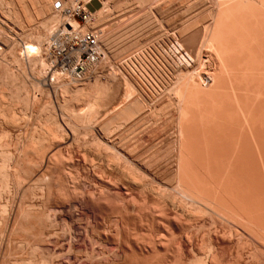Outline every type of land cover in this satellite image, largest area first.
I'll list each match as a JSON object with an SVG mask.
<instances>
[{
  "label": "bare ground",
  "instance_id": "1",
  "mask_svg": "<svg viewBox=\"0 0 264 264\" xmlns=\"http://www.w3.org/2000/svg\"><path fill=\"white\" fill-rule=\"evenodd\" d=\"M17 1L18 2L20 1L21 5L18 4L16 2V0H15V3H12L13 1L11 2V0H10V2L5 1V0L3 2H5V4H6V2L8 3V4H6V6L10 5L11 3L12 4H18V6L15 5V6H17L16 8L14 5H13L14 7L11 5H10L11 7L10 6H8V7L10 9L11 8L13 9V11H14L12 13L13 16L16 14L17 18L19 17L18 19H21L22 17L20 18V15H22V13L20 11L21 14L19 15L18 9L19 8H20V10L22 9V7H21L23 5L22 2H24L25 0L24 1L23 0H17ZM55 1L56 0H27L26 1V3L31 6V10H30V9H28L29 6L27 7V5H24V7L25 8L27 7V9H28L27 12L30 10V13H28V14L31 15V13H32L31 11L34 9L35 11H33V13H35V15L37 14L38 19H39V17L41 19V20H39L40 21L39 23L41 24L42 29H40V32L36 31L37 33L34 34L33 41H28V39H30L31 37L28 38L26 41L23 40L24 42L21 41V43L18 40V42H19V45H18V42L14 40L15 38L13 37V39H12V37H11L12 35L10 36L11 38H9L8 36H5L7 34L6 33L7 31H5V35H4L5 37H4V36H2L4 33L1 34L2 32H4V30L3 29L0 30V34H1L0 36L2 38L4 37L3 39L0 38V39L4 40V41H2L3 44H5V42L7 43V41H8L7 45H9V41H10L11 46L13 45L14 48H16L18 51L17 54L15 52V55H12V52L14 53V50L16 51V49L11 48V50H9V53H10V51H12L11 55L13 57H11L10 54L6 53V51L4 49V52L7 54V56L9 54V56H10L9 58L12 59L15 56L16 59L15 58L14 59L18 63L20 62V64L23 62H25L24 64H26V62H27L30 69L33 66L35 68L37 66L40 68H42V67L44 68V66H46V63H47V61H46L47 53L46 52H47V49H48V46L50 43V38L53 37V35H54L55 26L60 22V20L63 17V14L60 11H55L53 9V5H54ZM90 1L91 0H67V4H70L71 6L75 5V4H82L83 5L85 3H90ZM97 1L100 4V8L95 10L91 14V17H92L91 21H93V20L94 21L93 22L90 21L89 23H85V24H80V27L84 28V30H89V29L95 30L101 34L100 40H101V49H102V53H103L104 62L106 60H109L108 58L106 59V57L108 55V51L112 50V51H109V53L110 52L113 53L112 46L110 47L111 48L110 49L109 45H110V43L111 44L115 43V42L112 43V41H111L112 38L114 37V36L112 37L113 34H111V33H113L114 31L117 30L118 32H120L123 29L122 30L123 32L121 31L122 32L121 34H119L116 31L114 35L117 36L119 34L117 36V37H119V41L124 42V41H122L123 39L120 40V38H124L125 36L127 37V36H129L128 34L132 35V32L133 33L135 32V34L136 33L138 34V32L142 28H144V32H148L146 30L153 29V27H152L153 25L151 26V29H150L151 18L158 17L161 20L172 19L171 24H170L171 29L166 27V31L164 33L165 39H164V41L162 40V42H161L162 43V46L160 45L161 48L158 47L159 45L157 46V48H160L159 52L157 53V51H158L157 48H155L156 51H154V52H156V55H158L160 60L157 59L158 57L157 58L155 57L158 60L157 61L158 63L155 61V63H153L154 66L151 65V68L154 67V69H153L154 72H157V73L159 72V73H161V75L162 74L165 75L166 78L168 77L167 79H169V77H172L171 80H173L172 82H170L169 84H166V86H164L163 84H164L165 80H167L164 77L165 79H164L163 84L161 82L160 83H161V85L164 86V88H163L164 90L172 92V93H169V95H171V94L173 95V100L170 97L169 98L173 101L172 103L175 104V107H174L175 110H174V108H172L173 106L169 105L171 103V100H169L170 102L169 101L167 102V104L169 103L168 107L169 106L171 107V113H173L172 110H174V112L176 113L175 120H173L174 118L172 119L174 123L176 122V133L174 134L176 136V139L174 138L175 140L172 142V144L169 143L171 145V147H170L171 151L168 150V152L170 151L169 154L172 152V155H174L173 157L176 159V165H177L176 171L173 170V171H175V174L174 173H172V174H173V180H174V176H175V178H176L175 182L177 180V185H179V186H177V188H175L173 190L174 193L170 194V193H168L169 192L168 189H166V190H168V191H166L165 189L160 188L158 185H156V186H158V188L156 187V189H155V187L149 183V181H148V178H149L148 172L150 169L149 166H150V164L153 163V162H151V159H154V158L157 159V157H159V155H160V153L158 152L159 148L155 144L157 141L156 142L154 141V144L157 146L158 149L154 145L156 150L153 149L154 148L153 147L152 152H155V151H157V152H155L153 154L154 157H152V155H151L152 153L150 151V148H151L150 143H149L150 146H147L148 144L143 145L146 142L141 143L142 139L140 140L141 137L139 138L138 134L136 136L139 138L138 141L140 140L141 142H138L136 140L137 137L135 135H133L136 137L135 139H133V136L131 137L132 140H136L135 142L130 139L133 144L128 143L126 145L125 142L122 143L123 142L122 141V142H117L118 144L121 143V145H119V146H117L114 142H112V144H109L108 142L110 140L108 141V139H107V141H108L107 143H103L104 145H101L100 144L101 141H99L97 137H93L94 139L91 138L92 141L95 142V144L93 143V144L89 145L91 147L93 145V147L90 148L88 146V148H90L92 150L97 149L99 151L93 150V152L91 151L92 154H91V152L89 154L94 155L97 153V156H99L98 153L100 151H102L101 149H104L107 152V155L104 156L105 154L102 155V153H101L100 155L102 156V158L100 156H99V158H101L102 160L95 159V157L93 159H91L90 157L87 158L86 156H88V155H86V156L81 155L82 153L78 156L77 155H67V156L62 155V151L64 149H67L68 146H70L69 148L73 147V146L71 147L72 144H70V143H72L73 140L78 143V139L76 138V140H75V137H78V135L76 136V134H81L79 132H80V129L82 131L83 127L84 128L87 127L86 129L89 128V129L95 130L96 127H99V125L103 121V123L100 125V127L97 128L96 133L99 132V134L102 135L103 137L109 138V136L111 135V132L112 133L114 132L113 129L114 130L118 129L119 131H121L120 130L121 126L124 125L126 127V124L128 125L129 122L131 123L139 115L141 117L143 114H145V109H146L147 103L149 105L153 104V103H149L151 101V99H150L151 90H150V92H148L147 89L145 88L147 83H148L147 82L148 81L147 80L148 79L147 78L148 72L153 73V72H151V68H150V66H148V61H147V56H148V53L151 52L150 51L151 49L149 50L148 53L145 51L146 49H144V50L140 49L138 51L137 44H142L143 42L142 43H140V42L134 43V42H137V40H138L137 36L138 35L136 34V36L133 37V35H134L133 34L131 39H130L131 35L129 37L125 38L124 39L125 43H123V44H126V41H127V43L129 41H130V43L133 42L132 43L133 46H137V49L135 50L137 52L134 53V51H132L134 54H132V53L130 54L129 52H131V51H129L128 53L126 52L128 55H126L124 58H123V56L121 59L118 58V61L121 60L118 64V66L116 64L118 61L117 62L115 61V63H114L116 65L115 67H117V68H115L113 66V63H112L111 68H112V66H113V68L110 70V73L108 74V76H106L107 78L105 79V77H104L103 81L100 79L101 77L98 78L96 76V79L94 78L92 80V83H90L89 85H87V84L90 81L85 82V83L76 84V83H71L68 81L65 82L64 80L58 79L57 77L55 78L53 76V80L49 84L51 89L52 88L55 89L54 86L57 83L58 86L56 85L55 87L56 88L58 87V88L55 90L58 91L59 86H61L60 89L62 88L66 92L65 93V94H67V95H65L66 97L69 95L68 97H70L71 99L74 98L75 101H77V102H79L78 101L79 99L76 100L78 97L79 98H81V97L83 98V96L86 97L85 100H81V103H84V101L87 100L86 103H84L85 105L84 104L81 105V106H84V108L81 107L80 109H78V107H80V106L75 107L78 109L77 112H76V110L74 111V112H76L75 114H73V110L75 108L72 110V112H71V110H69V109H71L70 107H74L75 104L72 106L70 105L69 108H67V106L70 103H68L67 105L64 104L68 110L67 114L65 111L66 110L65 107H63V105L62 106L60 105L61 107L64 108V109L63 108L62 109L65 111L64 116H67L66 118L71 117V116L68 117V115H71L70 113H72V115H73L70 118L71 124L65 123L64 121H67L65 118H63L65 120L61 119V123L63 121L67 125L68 129L67 128L66 129L69 131V133L71 135V138L69 137L72 140L70 143H69V141L67 142V139H65V138H63L64 140H66V142H64V143H60V141H59L60 139L58 140V142H56L57 140L56 141L53 140L55 142L53 147L50 148V144H49L48 149H46V150L43 149L45 147L44 144L48 143V142L45 143V141H47V139L51 140L52 138H61L62 136L60 137V135H65V133H66L62 129H60V128H62L63 125H60V127L58 126V124H60V123H58L59 121H57V118H56L57 123L55 120L53 121V123H51L52 122L51 120H50L51 122L48 120L49 117L47 114H49V113H47V114L42 116V118L46 115L48 117L46 119V121L48 120L47 121L48 124H46V125L44 124L45 125V126L43 125L44 128H41L38 126V124L42 125L41 124L42 119L40 118L41 120H38L39 119L38 117L36 119V120H38V124H36V122H37L36 121L35 122L36 126H34V124L32 125V127L38 126L40 128V129L38 128L39 129L38 133H42V135L40 136V134L35 132L38 130L32 129V127H31V130H33V132H35V134L37 133V137L38 136H40V137L36 138V135L34 136V134H33V136L27 135V136H29V138L27 137L26 139H28V140H26V141L29 143H25V140H24L23 143H25V145H22V147H20L21 150L19 149L20 151L17 154H12L13 152H16V151H13V152L11 151L12 153H10V150L7 151V149H9V148H7L5 150V148L3 147V144H2L3 142L0 144V216H1L0 218L2 219V216H4V213L9 210L7 208L9 202L12 203L16 199L15 204H16V208H17V212H16L15 217H14V215H12L13 219H11V215H10L11 212H10V214L5 213V214H8V215H5V217L7 216V218L4 220L3 225L0 227V234L6 235L8 237V240H10V248L7 247L9 249L7 252V255H9L10 253H11V255H14L13 258H11V255H9V256L13 260L16 259V261H14L15 264H245V261L243 259V257L245 256V253L243 252L242 245L239 243L241 237L242 236L244 237L245 233L244 234H242V233L238 234L237 232H240V231H238V229H240V228L239 227L237 228V225L230 223V224H233V226H236L237 232H235V233L238 234V236L240 237L239 242H237V245H236L237 247L235 246L236 247L234 250L235 253L233 252L234 253V255H233V253H231V251H232L231 248H233V245L236 244L235 242L238 240H236L234 242V244H233V242H230V241L224 243L223 237L218 233L221 230L224 231L223 229H221L220 231H218L219 229H216L217 233L219 234V236L221 238L216 237L218 234L216 236L212 235L210 233V232H212L211 229H210V232H207V233L205 231V232H202L201 234H199V232L203 231V230H200V231L197 230L199 232L196 233V231H194V233H193L192 230H194L193 227L195 226V224L192 222L195 219L193 218V220H191L192 219V218H190L191 215L189 217V214L191 213L192 209H190V213L188 211L189 208L187 206H186V208H188V209H185L184 210L185 212H183L181 209L185 208V205H182L183 203H187V202H185V200L189 201L191 203V205L196 204L197 206L200 205L202 202H204V203H202V206L205 209L211 208L213 211H217L218 213H221L223 215L229 214V215H232L233 217L235 216L236 220H237V218L240 221L242 220V224L245 223L244 221H246V223H248V224H246V225L244 224L245 226L248 227V225H251L249 228L252 227L254 232H252L251 230H249V231H251V233H253V235L255 234L254 236L251 234L253 236L252 237L253 241L251 240V236H248V238L246 237L247 235L250 234L249 232H248L249 234L246 233L247 235L245 236L246 239L251 240L250 241L251 243L254 241L256 242L257 240H259V238H261L264 241V204H259L256 206V208L254 207V210H255L254 213L255 214H251V213L247 214L246 212H250V211H245L246 208H247L246 210H252L253 209V207H252V209H251V207H249L251 203L249 204V206L247 205L248 207L244 206L243 203L241 202L242 199L239 196L240 197L239 199H241L240 200L241 205H240L239 202L236 203V202H234L233 199H232L233 201L231 200L232 196L230 198L229 197L227 198L225 195L224 196L227 198L226 200L230 199L231 201H229L227 203L224 202L223 201L224 200V198H223L224 197L223 196L224 191L222 192V190L227 189V188L221 187L223 189L222 190L220 189L221 191L220 190L217 191L219 188L216 189L217 188L216 186H212L213 182L215 183L216 180L213 181L214 179L213 180L211 179L212 178L211 175H207L208 180L205 178L204 175H202V174L206 173L207 166L205 169V173H202V171H196L195 172L194 168H193L194 172H192L191 169L187 170V167H191V168L194 167L193 164L195 165V163H194L195 159L198 157L199 158L200 157H206L208 159H212V158L213 159H221L223 161V159L225 157H227V158H228V156L230 157V154L235 155L236 156L235 159L236 158L239 159L240 157L244 156L245 154H249V158L251 159L252 157H250V154L254 155V151L249 150V149L253 145L255 147L254 148L252 147V149L256 150V155L262 161V164H263L262 168H264V0H210L211 3H213V4H212V7L210 6V8H209L210 9V10H208L209 12L207 11V13H208L207 17L211 21L209 22L207 20V18H205L204 20H201L203 22L199 21L200 25L203 24V29H202V27H200L201 29L199 30L198 26H196L197 31L193 33L195 35H193L194 38L191 39L192 40L191 42L186 40L183 37L184 32L190 31V28L188 30V29H186L187 27L186 28L184 26L180 27L179 14H180L182 7H183L182 2H181L183 0H135V3L132 4V2H131V6L129 5L130 4L129 2H128L129 3L128 4V3H125L126 1L122 0L126 4V5H124L123 3H121V5H123L122 7H124V6L126 7L128 5L130 7L129 6L126 7L127 9H125V7H124L123 8V10L125 9L124 13L122 11L121 12L119 11V13H121L119 18L117 17V15L119 16V14H117L118 11H116L114 14L115 18H116V20H117V18L119 20H121L120 19L121 17L125 18L128 15H130L128 18H131V19L130 20L127 19V20L123 21V23H125V22L126 23H125V25L122 24V29L120 28L121 30H118L117 28L115 30V28H113V26L115 27L116 24L115 23L113 24V22H112L113 20L109 21L111 16L108 18V16L111 13L109 14V12H107L105 14L106 11H111L110 9H108V5H109L111 0H97ZM113 1L116 2L118 0H113ZM122 1H119V2H122ZM210 1L208 2L209 4L208 3H206V4L210 5L211 4ZM3 2L1 0L2 4H3ZM198 2L201 3L202 1L200 0ZM204 2L205 1L203 0L202 3H204ZM26 3H24V4H26ZM5 4H3V5L5 6ZM115 4L116 3L112 4V5H114L113 9L114 8L116 9V7H117V10H120V9L122 10V8L119 6L120 3L117 6H115ZM204 4L203 5L201 4V6H204ZM207 5H206V10L208 9ZM8 7H6V8H8ZM2 8H3V6L0 8V11L1 10L3 11L5 9V7H4V9H2ZM25 8H24V10H26ZM14 9L18 10L17 11L18 13H16V10H14ZM2 11L0 12V14H2ZM188 11H190V10H188ZM4 12H6V11H4ZM9 12L11 14L12 11L9 10ZM185 13H186V11H185ZM194 13H195V11H194ZM104 14L107 17H105ZM190 14H192V12ZM30 15H29V17H30ZM10 16L11 15H9V17ZM13 16H11V18ZM4 17H6V16H4ZM14 18H16V17H13L12 19L14 20ZM17 18L15 19L14 22H16V20L18 21ZM98 18H101V20H98ZM105 18H108L109 20H106ZM104 19H105V22L106 21L110 22V25L112 22V25H113L112 28L114 29V31L109 33V35L107 33L109 32L108 30H109V27H111V26H109L108 25L109 23H107L108 27L106 25L107 28H105L104 25L106 23L105 24L103 23ZM189 19H191V17ZM22 20L23 19L19 20V22L21 21L23 23L24 21H22ZM119 20L116 23H120ZM206 20L209 23H206V22L204 23V21H206ZM12 21H10L11 24L13 23ZM197 22H198V20L195 21L194 23L197 24ZM1 23H3V22H1ZM1 23H0V25H2ZM4 23H6V22H4ZM149 23H150V25H149ZM194 23H193V25L195 26ZM13 24L15 25V23H13ZM147 25L149 26V28L146 29L145 27ZM193 25L191 24L188 27H192ZM204 25H206V26H204ZM22 27H23V25H22ZM22 27H21L20 31L23 30L24 27L23 28ZM116 27H117V25H116ZM204 27L207 28L206 33H204L205 37H204L203 33H201V30H203V31L205 30ZM196 28H195V30H196ZM106 29H108V30H106ZM169 29H170L171 34H168ZM195 30H193V31H195ZM24 31H25V29H24ZM110 31H111V29H110ZM141 31H143V29ZM176 32L179 34V35L177 34V37L178 36L180 37V38L178 37L179 38L178 40H176L177 38L175 37ZM153 33H154V31H153ZM153 33H152V35H153ZM21 34H24V32H22ZM110 34H111V36H110ZM201 34L203 35L204 38L201 37L202 36ZM14 35H16V34H14ZM120 35H122V36H120ZM141 35L144 36V34H142V33H141ZM149 35H150V33H149ZM16 36H18V35H16ZM20 36H18V38ZM200 37L202 38V40L200 42L202 43V46L204 45L203 49H205V50L207 48L210 49L209 50L210 52L208 51V54H207L208 59L211 58L212 60L215 59L217 61L218 66H219V69H217L218 71L213 72L211 70L203 69V67L205 66V63L207 61H209L208 59L206 61V60L201 59V57L199 58V56L195 57V59H194L193 56L196 55L197 47L199 45H201V43L199 42V40L201 39ZM187 38H189V37H187ZM190 38H192V35L190 36ZM127 39H129V40H127ZM142 39L144 40V38H142ZM146 39L144 41H146ZM152 41H151V43H152ZM185 43H189L190 47L188 48L189 45L187 46V44L185 45ZM198 43H200V44L197 46ZM1 44L2 43L0 42V45ZM134 44H136V45H134ZM127 45H128V47H132L129 44H127ZM146 45H147V43H146ZM202 46H201V48H202ZM6 47L7 46H5V48ZM122 47L124 48L126 46L120 45L119 48L121 49ZM204 47H206V48H204ZM139 48H140V46H139ZM141 48H142V46H141ZM191 48L192 49L196 48V50H194L195 55L193 52H191V51H193V50H191ZM12 49H14V50H12ZM188 49L191 50V51L189 50V52L191 54L188 52ZM198 49H200V48L198 47ZM2 50H0V51L2 52ZM1 52H0V54H1ZM211 52H212V54H211ZM114 53H116V51ZM124 53H125V51H124ZM44 55H45V58H44ZM154 55H155V53L153 54V56ZM0 56H1L0 59L3 58V61H2V59L0 60V61H2L1 63L4 62V64H7V66H9L10 63L9 64H8V62L5 63L4 58L6 56L4 57L3 54H1ZM116 57H118V56H116ZM8 59H6V61ZM113 59H115V57ZM15 60H13V61H15ZM110 60H112L111 56H110ZM13 61L11 63H13ZM17 62H16V64H14V65H16V67L18 66ZM109 63H110V61H109ZM100 65L101 64H99L98 66H100ZM22 66H23V68L19 67V66H18V68L19 69L21 68L23 70L25 66L23 64H22ZM1 67L2 66L0 65V68ZM3 67L4 68H1L2 72H3L2 75L6 76V77L9 76L8 74H10V76L12 75L11 77L9 76L10 78H8V80L10 82L13 75L15 76L16 74H12V71L10 69H9L10 71L9 70L6 71V68L8 69V67H6V65H4ZM148 67L150 68V70ZM18 68H17L16 72L20 75V76L19 75L18 76L21 77V75L23 73L20 72L21 73L20 74L18 72V70H19ZM33 70H29V71H31V73H32ZM201 71H202L203 77L201 76ZM40 73H39V75H40ZM107 73H105V74H107ZM25 74L26 73H24L23 75H25ZM44 74H46V72ZM223 74H225L224 75L225 78H222ZM0 76H1V74H0ZM4 76H3V78H4ZM19 77H15V80H16V78L19 79ZM22 77L25 78L24 76H22ZM26 77H27V74H26ZM32 77H35L34 74L29 79L31 81V83H32ZM118 77H120V78L118 79ZM0 78L2 79V77H0ZM160 78H163V77H160ZM1 79H0V81H1ZM25 79H22L23 83H21L22 85H19V87L20 86L24 87L27 84L26 83L25 85H23ZM15 80L13 79V80H11V82H13ZM34 80H35V78H34ZM34 80H33V83H36V81L38 79L35 82H34ZM45 80H46V82H45ZM45 80L43 81L44 83L42 84L44 87L48 86V83H47L48 80L46 77H45ZM160 80L162 81V79H160ZM2 81L5 82V84H6L7 80H5V81L2 80ZM16 81L13 82V84L16 83ZM25 82H28V80ZM2 83L0 84V87H1ZM17 83L20 84L18 81H17ZM31 83H29V84L31 85ZM152 83H153V81H152ZM5 84H4V86H5ZM8 84L9 83H7L6 86ZM16 84H14L15 85L14 90L16 88H18V90H19L20 88L17 87L18 84L17 85ZM85 84H86V86H85ZM30 85H28V86H30ZM39 85H40V82H37L36 86H34V84H32V86H34V87H37ZM120 85H121V89L123 86V90H121L119 88ZM158 85H160V84H158ZM4 86H3V88H4ZM10 86H13V85L11 84ZM10 86H8V87H10ZM28 86L26 85V87H28ZM8 87H7L6 93L11 95L13 92L10 93L9 91H10L11 87L9 89H8ZM40 87H41V85H40ZM40 87L39 88L37 87L38 88L37 91H39ZM160 87H157V88L161 89ZM3 88L1 87V89H3ZM31 88L34 89L33 87H31ZM110 88H112V89L114 88L115 90L113 89L114 90L113 91ZM5 89H3V90H5ZM12 89H13V87H12ZM21 89H22V87H21ZM118 89H120V91H121L120 93H118V91H119ZM25 90L27 92V88ZM45 90L47 91V89H45ZM16 91L13 95L16 94ZM22 91H24V88L22 89ZM22 91H20V92H22ZM29 91L27 94H26V92L24 94L28 95ZM37 91H35V92L39 93L41 90L39 92H37ZM48 91H49V89H48ZM89 91L91 93H88ZM162 91L163 90H161V94H163L165 92L164 91L162 93ZM18 92H17V94L21 95V93H18ZM32 92L34 95V90ZM153 93H155V92H153ZM165 93L163 94V96L165 95L167 97L168 93L167 94H165ZM0 94H1L0 97L3 100L5 93L2 94L0 91ZM62 94H64V93H62ZM13 95L9 96V97L11 99L12 98L14 99L15 96H13ZM48 95L50 96L49 93H48ZM24 96H23V98L26 99L24 106H26V104L28 106L29 104H28L27 99H29L30 96L27 98ZM35 96H31V97H35ZM153 96H151V98ZM159 96H160V93H159ZM7 97H8V95H7ZM18 97H19V95L17 96V99L16 98L15 99L18 100L19 99ZM64 97H62V98H64ZM10 98H9V100H10ZM20 98L22 100V96H20ZM39 98H41V97H39ZM39 98H37V100ZM56 98H58V97H56ZM162 98L163 97H160V100ZM169 98L167 97V99H169ZM71 99L65 100V101L63 99L62 100H63V102L67 103L68 101L70 102ZM74 99L72 101H74ZM163 99H166V98H163ZM21 100H19V102ZM0 101H1V99H0ZM10 101L14 103L13 100H10ZM26 101H27V103H26ZM72 101H71V104L74 103V102L72 103ZM164 101L165 102H163V103L165 105H167L166 104L167 100H164ZM77 102H75V103H77ZM152 102H154V101H152ZM34 103H35V101H34ZM36 103H39V102L36 101ZM155 103H156V101H155ZM161 103H162V101L160 102V104ZM163 103H162V105H164ZM20 104H16V106L18 105L17 107H19ZM40 104H41V102H40ZM157 104H156V106L160 107ZM77 105H78V103H77ZM0 106H2V104ZM8 106H9V104H8ZM10 106H11V103H10ZM27 106H26V108H27ZM151 106L155 107V105H151ZM151 106H150V109H152ZM5 107H6L5 109H7L8 112H9V110H11L10 109L11 107L10 108L9 107L7 108V106H5ZM45 107H47V106H45ZM148 108H149V106H148ZM41 109H39V110H41ZM47 109L48 108H45L46 111H48ZM3 110H4V108H3ZM46 111H44V112H46ZM51 111H54V110H51ZM8 112H6V113H8ZM27 112H28V110H27ZM50 113L53 114V112H50ZM98 113H102L101 114L102 116ZM150 113H152V111ZM4 114H2L3 117H4ZM9 114L10 113H8V115ZM11 114H13V113H11ZM97 114L100 115L101 116L100 118H103L105 121L102 119H101L102 120L101 123L99 122L100 121L99 119L96 121V119L98 118V117L96 118ZM13 115L15 116V113ZM24 115H25V117H27L26 113L23 114V117H24ZM38 115H40V114H38ZM173 115H174V113H173ZM173 115L171 114V117ZM5 116H6V114H5ZM14 116H13V118H12V115L7 116L9 118H12L11 120H15V123H16V124H14V123L10 124L11 125L10 128L13 125L17 126V123L19 122L18 120L20 118H18V116L16 115L17 116V120H16V118ZM50 116H52V115H50ZM149 116H150V114H149ZM25 117H24V119H25L24 124L26 123ZM31 117H32V114H31ZM147 117H148V115H147ZM4 118H6V117H4ZM53 118H55V116ZM44 119H45V117H44ZM139 119H142V118H139ZM143 119H145V118H143ZM147 119H149V118H147ZM241 119H242V122H244V125L247 126L246 130L248 129V131L250 133L251 139L253 140V142H252L253 145L249 149H247L248 151H246V149H244L246 147L244 145H243L244 147L242 146L243 143L245 144L244 140H242V139H244V137H245L244 136L242 138H239L238 140L236 139L235 144H234V145H236L235 151H231L230 141L233 140V138L235 137L234 136L235 133L233 132L235 130H232V127L236 126L239 123L238 128H240L241 123H242ZM39 121L41 123H39ZM46 121H44V122H46ZM95 121H96V123H94ZM148 121H150V120H148ZM28 122H27V125H28ZM67 122H69V121H67ZM97 122H99V124ZM133 122H132V124H134ZM135 122L138 123V121H135ZM7 123H10V122L7 121ZM20 123L21 122H19V124ZM30 123L32 124L31 121H30ZM174 123H173V125H174ZM24 124L22 123V125H24ZM158 124L160 125V123H158ZM233 124H236V125H233ZM22 125L21 126L19 125L20 128L23 127ZM77 125H79V126L83 125V127H80V129L77 130V128H79V126H77ZM4 126H6V125H4ZM8 126L9 125L7 124V127ZM15 126H14V128H15ZM19 126H17L16 128H18ZM25 126L26 125H24V127ZM164 127H162V128H164ZM174 127H172L173 130H174ZM14 128L12 127V130ZM122 128H124V127H122ZM127 128L130 129L129 127H127ZM159 128H157V130H159ZM4 129H5V127H4ZM29 129H30V127H29ZM41 129H42V131L40 132ZM63 129H65V127ZM235 129H237V128H235ZM242 129H243V126H242ZM10 130L11 129H8V131H10ZM17 130L19 131L20 129L18 128ZM26 130H27V128L26 129L24 128V131H26ZM76 130L79 132L77 133ZM5 131L6 130H4L2 132V134ZM24 131L22 130L21 132L25 133ZM89 131L87 130V133ZM92 131L93 130H91V132ZM14 132H12L11 137L13 136L12 138H15V140L17 141V144L19 145L20 142L18 141V139L21 137L20 136L21 132L18 134L16 133L17 134L16 137H19L18 139L16 137H14V134H13ZM63 132H64V134H63ZM82 132H85V131L83 130ZM155 132L157 133L158 131H155ZM166 132H168V129ZM8 133L9 132H7V134ZM28 133L32 134L31 131ZM28 133H26V134H28ZM92 133H91L92 134L91 136H93V135L95 136L94 132H92ZM124 133L126 134V132H124ZM141 133H142L141 135H143V137H145L147 135V133L145 134L143 131ZM120 134H121V132L119 133V138L123 136L122 134H121L122 136H120ZM125 134H124V136H125ZM157 134H159V132ZM157 134H156V136H157ZM160 134L164 135L163 133H160ZM9 135H10V133L8 134V136ZM67 135L69 136V134H67ZM67 135H66V137H67ZM114 135H115V133H114ZM128 135L129 134H126V136H128ZM240 135H241V133H240ZM0 136H2L1 131H0ZM81 136H82V134H81ZM150 136H152V134ZM3 137H5V136H3ZM49 137L50 138L52 137V138L50 139ZM63 137H65V136H63ZM148 137L149 136L147 135L146 139ZM171 137L169 138L170 139L169 141H172ZM9 138H10V136L8 137V139ZM116 138H117V136H116ZM154 138H156V137L154 136ZM160 138H162V137H160ZM246 138H248V137H246ZM23 139H24V137H23ZM143 139H145V138H143ZM148 139H147V141H148ZM10 140H12V139H10ZM15 140H14L13 144L15 143ZM105 140L106 139H104L102 141L105 142ZM153 140L149 139V141H153ZM0 141H2V140H0ZM3 141H4V138H3ZM6 141H5V143H6ZM53 141H51V142H53ZM92 141H91V143H92ZM131 141H129V142H131ZM169 141L166 140L167 143ZM241 141L243 142L242 144H241ZM8 142H9V140L7 141V143ZM136 142L138 143V145L137 144L136 145L139 148L137 146H136L137 148L135 146H131V145H135ZM166 142H165V140L163 141V143H166ZM83 143H79V144L82 145ZM160 143H158V144H160ZM250 143L247 145H250ZM169 144H168V146H169ZM10 145H12V144H10ZM75 145L76 144H74V147H76ZM86 145H88V144H86ZM94 145L96 148L94 147ZM101 146L104 148H102ZM146 146L149 148V151H150L149 154L151 155L152 158L148 157V155H149L148 150H147L148 148ZM11 147H13V145ZM46 147H47V145H46ZM85 148L87 149V152L90 151L87 147H85ZM170 148H168V149H170ZM166 149L164 151H166ZM82 150H83V146H82ZM37 151H39V152L40 151L41 152L46 151V152H43V154L40 156V158L37 159L38 161L35 162L34 161L35 157L31 154H32V152H37ZM77 151L79 152V150H77ZM94 151H96V153H94ZM159 151H161V148ZM162 151H163V149H162ZM83 152H85V151L83 150ZM84 154H88V153H84ZM163 154H165V152ZM163 154H161V155H163ZM167 155H168V153H167ZM97 156H96V158H97ZM103 158H105V159L103 160ZM187 160L189 161V163H187ZM204 160L207 161V159H204ZM221 160H220V162H221ZM227 161H228V159H227ZM227 161H226V163H227ZM34 162H35V165H34ZM211 162L209 161V163H211ZM216 162H218V161L216 160ZM209 163L206 165L209 166ZM214 164H216V163H214ZM252 164L255 165V163H252ZM33 165L36 168H38L37 171L29 172V170L31 169V167ZM197 165H199V164H197ZM202 166H205V165H202ZM216 166H217V164H216ZM222 166H225V165H222ZM209 167H211V165ZM221 168L223 169V167H221ZM173 169H175V168H173ZM196 169L199 170L200 168H196ZM227 169H229V168H226V171H227ZM231 169L232 168H230L229 170H231ZM208 170L209 169H207V171ZM256 170H257V168H256ZM24 171H28L29 174H28V172L26 173ZM211 171H213V170H211ZM239 171H243V170L240 169ZM245 171H246V169H245ZM198 172H200L202 174L199 173L200 174L199 175ZM218 172H216V174ZM169 173H171V172H169ZM207 173H209V171ZM225 173L227 174L228 172H225ZM220 175H223V173L222 174L220 173ZM256 175H258V174H256ZM227 176H228V174H227ZM232 176H234V174ZM235 177H236V175H235ZM257 179H258V177H257ZM248 181H250V180H248ZM248 181L246 180L245 182H248ZM256 181H258V180H256ZM219 182H220V184L217 185L218 187L221 186V183H222L221 181H219ZM219 182H216V183H219ZM224 182H225V180H223V183ZM241 182H240V184H241ZM173 183H174V181H173ZM223 183H222V185H224ZM251 183H253V181ZM197 184H199L200 186L203 185L201 187L202 189H198V187H200V186H198ZM227 184H229V182L225 183V185H227ZM236 184H237V182H236ZM248 184H250V183H248ZM151 185L153 186V189H152ZM175 185H176V183H175ZM204 186H206V188H207V186L212 187L214 190L216 189V191H212V188L210 190L208 188L206 189ZM240 186L238 187L239 189H240ZM174 187L175 186L173 184V187H170V188L172 189ZM214 187H216V188H214ZM241 188L243 189V186ZM233 190H234L233 192L236 191L235 187ZM237 191L239 192L240 190H237ZM231 192H229V193H231ZM255 192H257V191H255ZM152 194L155 196H152ZM233 195H235V194H233ZM236 195L238 196V194H236ZM176 196H179V198L182 197L181 200H184V202L180 203L181 201L180 202L178 201L179 202V204H178V202L175 201V202H177V204H175V202H173V200H177ZM261 198H262V196H261ZM243 199H244V197H243ZM250 199L251 198H249V200ZM256 200L257 199H255V201ZM263 200L264 199H262V201ZM200 201H202V202L200 203ZM247 201H248V199H247ZM247 201H246V203H248ZM205 202L207 204L209 203L208 205H213V206H208ZM246 203H244V204L246 205ZM173 204L175 206H177V205L178 206L182 205V206H179L180 208L177 206V209L175 210ZM256 204H258V203H256ZM191 205H189V207H191ZM12 206H13V204H11L10 207L12 208ZM254 206H255V204H254ZM13 207H15V206H13ZM194 207H195V205H194ZM194 207H192V208L194 209ZM178 208H179V211H182L183 213L188 212L189 213L188 217L183 218V216H182V215H184L183 213L181 215V213L173 212L172 209H174V211H178ZM198 208H201V207L198 206ZM198 208L197 209L195 208L196 209L195 212L200 213V212H198V211H200V210H198ZM15 209H13V210H15ZM78 209H79V211H77ZM202 209L203 208H201V211H202ZM212 210L210 212H212ZM206 211H204V209H203L202 213L204 212V214H205ZM212 213H214V212H212ZM12 214H14V212ZM245 214L251 215V216H249V218L247 219ZM232 216H230L232 219L231 218H229V219L234 220ZM227 217H229V216H227ZM221 218L222 217H220L219 219H221ZM245 218H246V220H245ZM76 220L79 222L82 221V223L83 222L84 223L82 224V223L76 222ZM74 221L78 224H75ZM12 223L14 226H12ZM61 223L62 224L63 223L71 224V225H69V227H68V225L63 224L66 226L65 230L67 227L69 228V229L67 228L69 230V231L67 230L68 232L65 231L64 233H62V230H63L62 229L61 233L58 234L60 232V230L58 229V231H57L58 233H56V227ZM200 223H202V222H200ZM242 224H240V225H242ZM0 225H1V222H0ZM244 225H242L241 228L244 227ZM203 227L205 228L206 226H204V224H203L202 228L199 227L198 229H203ZM196 229H197V227H196ZM233 229L236 231V229L234 227H233ZM14 230L21 231L20 234H15L16 235L15 239H14V237H12L14 234ZM231 231H232V229L230 230L229 234L231 233ZM241 231L243 232L245 230L243 229ZM224 234H225V232H224ZM229 234H228V236L227 235L226 236L229 237L230 236ZM240 234H241V236H240ZM238 236H236V237L239 238ZM9 237H12V238H9ZM232 237H231V239H232ZM254 237H257L258 239L254 240ZM231 239H227V240H231ZM262 240L257 241L256 245H258L257 243H259ZM260 244L262 245L263 243H260ZM256 245H255V247H256ZM260 248H264V246L263 247L260 246ZM5 249H3V250H5ZM255 249L257 251V247ZM255 249H254V251H255ZM258 250H260V249H258ZM262 250L264 251V249H261V251ZM6 251H4V252H6ZM15 251H17V253L20 252V254H21L20 255L21 260L19 263H18L19 257H17L15 255V254H17V253H15ZM254 251H252V252L254 253ZM256 251H255L254 255L259 252V251L258 252H256ZM12 252H14L15 254H13ZM252 252H250V253L252 254ZM246 254H248V252ZM257 255H259V254H257ZM257 255L255 258H257ZM21 256H23V257L21 258ZM15 257H17V258H15ZM253 258H254V256H253ZM11 259H9L7 261V263H11V262H9ZM14 262L12 264H14Z\"/></svg>",
  "mask_w": 264,
  "mask_h": 264
},
{
  "label": "rangeland",
  "instance_id": "2",
  "mask_svg": "<svg viewBox=\"0 0 264 264\" xmlns=\"http://www.w3.org/2000/svg\"><path fill=\"white\" fill-rule=\"evenodd\" d=\"M4 0H2V2H3ZM5 1H8V2H10V0H5ZM13 1V2H12ZM24 1V0H23ZM26 1L27 0H25L24 2H22L23 3V5L21 6L22 7V9L20 10V8L18 9V10H16V9H14V10H16V13H18L19 15L22 13V15H20V18L21 19H23L22 21H24L23 23L20 21L19 22V20H21V19H18L17 18V15L15 14L14 16L12 15V13L14 12L13 11V9L11 10L8 6H15V5H17L18 6V4H20L21 5V3H20V1L18 2L17 0H16V2L18 3V4H12V3H15V0H11V4L10 5H7L6 6V4H8L7 2H6V4H5V2H3V4H5V6L1 3V0H0V6L2 7L3 6V8L2 9H4V7H5V9L2 11V14H0V21L1 22H6V23H1L2 25H0V30H4V32H2L1 34H3L2 36H4L5 35V31H7L6 33V35L5 36H8L9 38H11L12 37V39H13V37L15 38L14 40L15 41H17L18 42V40H19V42L21 43V41L22 42H24V41H26L28 38H30V39H28V41H33V38H34V34L35 33H37V32H40V29H42L41 28V24L39 23L40 21L39 20H41L40 19V17H39V19L37 18L38 16H37V14L35 15V13H33V11H35L34 9L31 11L32 13H31V15L30 14H28V13H30V10H31V6L29 5V4H27L26 3ZM112 1V2H111ZM110 1V3H109V5H108V9H110L111 11H106L105 12V14L107 13V12H109V16H108V18L110 17V20L108 19V18H105L106 20H109V21H111V20H113L112 22H113V24L115 23L116 25H117V27H116V25H115V27L112 25V22H111V25H110V22H108V21H106L105 22V19H104V21H103V23L105 24L104 25V27L105 28H107L108 27V25L109 26H111V27H109V30L108 29H106V30H108L109 32L107 33L108 35H109V33H111V32H113L114 31V29L113 28H115V30H116V28L118 29V30H121L122 29V24L123 25H125V23H123V21H125V20H130L131 18H128L130 15H128L127 17H125V18H123V17H121L120 19L121 20H119L118 18L120 17V15H121V13H119V11L121 12H123L124 13V10L125 9H127L126 7H128L129 5L131 6V2H132V4L133 3H135V0H124V1H126L125 3H128L127 5L128 6H124L125 7V9L123 10V8L124 7H122L123 5H121V3H123L124 5H126L125 3H124V1H122V0H118V1H113V0H111ZM119 1H122V2H119ZM198 1H200V0H183V1H181L182 2V10H181V12H180V14H179V21H180V27L182 26H184L186 29H188L189 30V28H190V31H185L184 32V38L186 39V40H188V41H192L191 39H193L194 37H193V35H195V34H193L194 32H196L197 31V28H196V26H198V28H199V30L201 29L200 27H202V29H203V24L202 25H200V23H199V21H201V20H204L205 18H207V20L210 22L211 20H209V18L207 17L208 15V13H207V11L208 10H210L209 8H210V6L212 7V4L213 3H211V1L210 0H204L205 2V4L204 3H202L203 2V0H201L202 2L200 3V2H198ZM210 1V5H207L206 3H208ZM91 2V1H90ZM197 4H195V3ZM24 3H26V4H24ZM113 3H116L115 4V6H117L119 3H120V7L122 8V10L120 9V10H117V7H116V9L114 8L113 9V7H114V5H112ZM197 7H195L193 4ZM2 4V5H1ZM201 4L203 5L204 4V6H201ZM209 4V3H208ZM24 5H27V7L29 6V8L28 9H30L28 12H27V7L25 8L24 7ZM206 5H207V10H206ZM10 6V7H11ZM13 6V7H14ZM17 6H15V8L17 7ZM112 6V7H111ZM129 6V7H130ZM187 8H186V7ZM193 6V7H192ZM0 7V8H1ZM6 7H8V8H6ZM20 7V6H19ZM26 9V10H24V8ZM112 9H111V8ZM36 8V7H35ZM119 8V7H118ZM193 8V9H192ZM8 9V10H7ZM107 9V10H108ZM9 10L10 11H12L11 12V14H10V12H9ZM95 10H97L96 8H95ZM188 10H190V11H188ZM195 11V13H194V11ZM0 11V12H1ZM4 11H6V12H4ZM18 11V12H17ZM20 11H21V13H20ZM116 11H118V13L117 14H119V16L117 15V20H116V18H115V12ZM185 11H186V13H185ZM4 12V13H3ZM8 12V13H7ZM113 12V13H112ZM192 12V14H190ZM209 12V11H208ZM7 13V14H6ZM91 13H93V12H91ZM197 13V14H196ZM6 14V15H5ZM104 14V16L105 17H107L106 15ZM184 14V15H183ZM196 14V15H195ZM3 15V16H2ZM9 15H11V16H13V17H16L17 19H18V21L16 20V22H14L15 21V19L16 18H14V20L11 18V16L9 17ZM18 15V16H19ZM29 15H30V17H29ZM108 15V14H107ZM114 15V16H113ZM123 15V14H122ZM4 16H6V17H4ZM189 16V17H188ZM194 16V17H193ZM206 16V17H205ZM169 17V16H168ZM182 17V18H181ZM191 17V19H189ZM33 18V19H32ZM113 18V19H112ZM158 17H154V18H151V21H150V23H151V25H150V23H149V25H150V29H151V26L153 27V29H151V30H146V31H148V32H144V28H142L143 29V31H139L138 32V36H137V38H138V40H137V42H134V43H138V42H140V43H142V44H137V46H138V51L141 49V50H144V49H146L145 51L148 53L149 52V50L151 51L150 53H148V56H147V61H148V66H150V68H151V65L152 66H154V64L153 63H155V61L157 62L158 60H160L159 59V57H158V55H156V52H154V51H156L155 50V48H157V46L158 47H160V45L162 46V40L164 41V39H165V37H164V33H165V31H166V27L167 28H170V24H171V21H172V19H165V20H161L160 18H158ZM4 19V20H3ZM13 21H12V20ZM153 19V20H152ZM200 19V20H199ZM75 20H77L76 18H75ZM98 20H101V18H98ZM116 20V21H115ZM118 20L120 21V23H116V22H118ZM157 20V21H156ZM198 20V22H197V24H195L194 22L195 21H197ZM207 20L206 21H204V23L206 22V23H209V22H207ZM10 21H12L13 23H15V25L12 23L11 24V22ZM94 21V20H93ZM93 21H91V22H93ZM191 21V22H190ZM19 22V23H18ZM201 22H203V21H201ZM17 23V24H16ZM27 23V24H26ZM36 23V24H35ZM102 23V22H101ZM100 23V24H101ZM107 23H109L108 25H107ZM128 23V22H127ZM153 23V24H152ZM183 23V24H182ZM193 23L195 24V26L193 25ZM199 23V24H198ZM119 24V25H118ZM193 25L192 27H188V26H190V25ZM22 25H23V27H22ZM106 25H107V27H106ZM121 25V26H120ZM8 28H7V27ZM112 26H113V28H112ZM148 26V25H147ZM145 27L146 29L147 28H149V26L148 27ZM204 26H206V25H204ZM21 27L23 28V30L22 31H20V29H21ZM119 27V28H118ZM155 27V28H154ZM13 28V29H12ZM121 28V29H120ZM193 28V29H192ZM195 28H196V30H195ZM24 29H25V31H24ZM110 29H111V31H110ZM171 29V28H170ZM170 29H169V31H168V34H171V32H170ZM204 31L203 30H201V33H203V35H204V33H206V29L207 28H205L204 27ZM105 30V31H106ZM123 30V29H122ZM121 30V31H122ZM168 30V29H167ZM193 30H195V31H193ZM198 30V31H199ZM37 31V32H36ZM117 31V30H116ZM116 31H114L113 33H111V34H113L112 35V43L113 42H115V43H113V44H111L110 43V45H109V48L112 46V49H113V53L112 52H110L109 53V51H112V50H109L108 51V55H107V57H106V59L108 58L109 60H106L105 62H104V59H102L103 61H101V65L100 66H98L97 67V72H95V74H94V76H93V78L91 79V81L87 84V85H89L90 83H92V80L95 78L96 79V76L98 77V78H100L102 81L104 80V77H105V79L107 78L106 76H108V74L110 73V70L113 68V66L115 67L116 65L114 64L115 63V61L117 62L118 61V58H122V56H123V58L126 56V55H128L127 53L129 52V51H131V52H129L130 54L132 53V54H134L135 52H137V51H135L136 49H137V46H133V42H131L130 43V41L127 43V41H126V44H123V43H125V38H127V37H129L131 34H128L129 36H125L124 38H120V40L121 39H123L122 41H124V42H121V41H119V37H117L119 34H121L122 32L120 31V32H118L119 34L117 35V36H115L114 34H115V32ZM153 31H154V33H153ZM22 32H24V34H21ZM140 33V34H139ZM141 33L142 34H144V36L143 35H141ZM148 33V34H147ZM149 33H150V35H149ZM152 33H153V35H152ZM189 33V34H188ZM0 34V35H1ZM14 34H16V35H18V36H20L19 38H18V36H16V35H14ZM111 34H110V36H111ZM117 34V33H116ZM134 34V35H133ZM136 34H135V32L133 33L132 32V35H133V37L134 36H136ZM176 35H175V37L177 38L176 40H178L179 38L177 37V32L175 33ZM12 35V36H11ZM23 35V36H22ZM27 35V36H26ZM31 35V36H30ZM33 35V36H32ZM132 35H131V37H130V39L132 38ZM148 35V36H147ZM159 35V36H158ZM179 35V34H178ZM192 35V38H190V36ZM202 35V34H201ZM203 35L201 36V37H203ZM4 36V37H5ZM11 36V37H10ZM29 36V37H28ZM120 36H122V35H120ZM141 36V37H140ZM151 38H150V37ZM3 37V38H4ZM187 37H189V38H187ZM200 37V38H201ZM204 37H205V35H204ZM203 37V38H204ZM0 38H2L1 36H0ZM2 38V39H3ZM22 38V39H21ZM142 38H144V40L146 39V41H144L143 39V41L141 40ZM149 38V39H148ZM2 39H0V42L2 43L1 45H0V50H2V52H1V54H3V56L5 57L4 59H5V63H7L8 62V64H9V66H7V64H4V62L3 63H1L2 61H3V58H1L2 59V61H0V65L2 66L1 68H4L3 66L4 65H6V67H8V69L6 68V71L7 70H11L12 71V74H16L15 76L13 75V77L11 78V80H15V77H19L20 75L16 72V70H17V68H18V66L19 67H22L23 68V66H22V64L25 66L24 67V71L20 68H18L19 70H18V72L20 73V72H22L23 74L24 73H26L27 74V77H26V74L25 75H21V77H19V79L18 78H16V80L20 83V84H18L17 83V81H16V83L18 84H16V83H14V84H16L17 85V87H19V85H22L21 83H23L22 81V79H25V81H27L28 80V82L29 83H31V81L29 80L30 78H31V76H33V74H34V76L35 77H32V83H31V85L28 83V82H25L24 81V84L23 85H25L26 83V85L28 86V85H30L31 87H33L34 89H32L30 86H28V87H26V85L23 87V86H20L19 88L21 89V87H22V89L24 88V91H22V89L20 90H18V88H16L15 90H14V87H15V85L13 84V82H15V81H13V82H11V80H10V82H9V80H8V78H10L11 76H10V74H8L9 76L8 77H6V76H4V75H2L3 74V72H2V69L0 68V71L2 72H0V74H1V76L0 77H2V79H1V81H0V84L3 82L2 80H7L6 81V84L7 83H9L10 85L12 84L13 86H10L9 84L6 86V84H5V82H3L2 83V85H1V87L3 88V86H4V84H5V86H4V88L3 89H5V90H3V89H1V87H0V91H1V93L2 94H4V97H3V100H2V98L0 97V99H1V101L3 102H1L0 101V105L2 104V106H0L1 108V110H0V131H1V135L2 136H0V140H2V141H0V144L2 143L3 144V147L5 148V150L7 149V148H9V149H7V151H9L10 150V153H12L13 151H16V152H13L12 154H17L21 149H20V147H22V145H25V143H29V142H27L26 140H28V139H26L27 137L29 138V136H33V134H34V136L36 135V138H38V137H40L41 135H42V133H38L39 132V127H41V128H44L43 127V125L45 124H48V120L51 122V123H53V121L55 120L56 121V118H57V121H59L58 123H60V124H58V126L60 127V125H63L64 127H65V129H63L64 127L62 126V128H60V129H62L64 132H66L65 133V135H60V137L61 138H50L51 140H49V139H47V141H45V143L46 142H48V143H46V144H44L45 145V147L43 148L44 150H46V149H48L49 148V144H50V148L51 147H53V145L55 144V142L54 141H56V142H58V140L60 141V143H64V142H66V140H64L63 138H65V139H67V142L69 141V143L72 141L70 138H71V135H70V133H69V131L67 130L68 128H67V125L65 124V123H70L71 124V120H70V118L73 116L72 115V113H70L71 115H68V117L69 116H71L70 118H66L67 116H64V112L66 111V114H67V112H68V110H67V108H69V106L71 105H74L75 104V106L74 107H70L71 109H69V110H71V112H72V110L77 106H80V107H78V109H80L81 107H83L84 108V106H81V105H83L84 103H86V101H84V103H81V100H85L86 99V97H84L83 96V98L81 99V98H77L76 100H78L79 102H77V101H75V99H74V101H72L73 99H71L70 97H66L65 95H67V94H65L66 92L61 88L60 89V87L61 86H59V90L61 91H56L55 89H57L55 86L57 85L58 86V84L56 83V85L54 86V88L55 89H51V87L49 86V84H50V82L48 81L47 83H48V86H46V87H44L42 84L44 83L43 81L45 80V69H46V66H44V68L42 67V68H40V67H32L31 69L29 68V66H28V63L26 62V64H24L25 62H23V63H21L20 64V62L18 63L15 59H16V57L14 56V58H9L10 56L11 57H13L12 55H15V52H16V54H17V49L16 48H14V46L12 45L11 46V44H10V41H9V45H7L8 44V41H7V43L5 42V44H3V42L2 41H4V40H2ZM117 39V40H116ZM157 41H156V40ZM24 40V41H23ZM116 40V41H115ZM127 40H129V39H127ZM140 40V41H139ZM153 40V41H152ZM202 40V38L199 40V42ZM151 41H152V43H151ZM160 41V42H159ZM19 42H18V45H19ZM121 42V43H120ZM146 43H147V45H146ZM160 43V44H159ZM201 43V42H200ZM200 43H198L197 44V46L200 44ZM117 44V45H116ZM127 44H129V45H131L132 47H128V45ZM187 44V46L189 45V43H185V45ZM120 45L122 46V45H125L126 47H122L121 49L119 48L120 47ZM134 45H136V44H134ZM155 45V46H154ZM184 45V46H185ZM5 46H7L6 48H5ZM11 46V47H10ZM139 46H140V48H139ZM141 46H142V48H141ZM145 46V47H144ZM201 46H202V43H201V45H199L198 47L200 48V49H198V47H197V51H196V55H195V53H194V50H196V48L195 49H192L191 48V50H193V51H191L190 49H188V52H189V50L191 51V52H193L194 53V55L195 56H193L194 57V59H195V57H198L199 56V58L201 57V59H203V60H206L207 61V59H208V51L210 50L209 48H207L206 50L205 49H203V46H202V48H201ZM117 47V48H116ZM149 47V48H148ZM154 47V48H153ZM190 47V45L188 46V48ZM8 48V49H7ZM11 48H14V49H16V51L14 50V49H12V50H14V53L12 52V51H10V53H9V50H11ZM108 48V49H109ZM161 48V47H160ZM160 48H157V53L159 52V50H160ZM187 48V47H186ZM204 48H206V47H204ZM4 49H5V51H6V53H9L10 54V56H9V54H8V56H7V54L4 52ZM111 49V48H110ZM115 49V50H114ZM130 49V50H129ZM186 50V49H185ZM201 50V51H200ZM116 51V53H114ZM124 51H125V53H124ZM132 51H134V53L132 52ZM153 51V52H152ZM187 51V50H186ZM11 52H12V55H11ZM127 52V53H126ZM210 52V51H209ZM213 52V51H212ZM212 52H211V54H212ZM118 53V54H117ZM155 53V55L153 56V54ZM190 53V52H189ZM192 53V54H193ZM0 54V55H1ZM6 54V55H5ZM150 54V55H149ZM191 54V53H190ZM199 54V55H198ZM210 54V53H209ZM210 54V55H211ZM2 56V57H3ZM110 56H111V59L112 60H110ZM115 57V59H113L114 57ZM116 56H118V57H116ZM192 56V55H191ZM1 57V56H0ZM158 59H156V58ZM9 58V59H8ZM44 58H45V55H44ZM0 59V60H1ZM6 59H8L7 61H6ZM154 59V60H153ZM214 59V58H213ZM13 60H15L16 62H17V67H16V65H14V64H16V62L15 61H13V63H11ZM209 61H207L206 63H205V66L203 67V69H207V70H211V71H213V72H215V71H218L217 69H219V66H218V63H217V61L214 59V60H212L211 58L210 59H208ZM11 61V62H10ZM109 61H110V63H109ZM121 61V60H120ZM120 61H118L116 64H117V66H118V64H119V62ZM216 61V62H215ZM214 62V63H213ZM112 63H113V66H112V68H111V65H112ZM158 63V62H157ZM156 63V64H157ZM4 64V65H3ZM28 66V67H27ZM110 66V67H109ZM104 67V68H103ZM217 67V68H216ZM15 68V69H14ZM26 68V69H25ZM99 68V69H98ZM115 68H117V67H115ZM149 68V67H148ZM150 68H149V70H150ZM39 69V70H38ZM42 69V70H41ZM105 69V70H104ZM153 69H154V67H152L151 68V72H153V73H150V72H148V76H147V82L149 83H147V85H146V89H147V91L148 92H150V90H151V92H150V94H151V96H153L154 94V98L152 97L151 98V96H150V99H151V101L149 102V103H153V104H151V105H155V107L154 106H151V105H149L148 103H147V106H146V109H145V114H143L141 117H140V115L136 118V119H134L132 122L134 123V124H132V122L130 123H128V125L126 124V127L123 125V126H121L120 127V130L121 131H119L118 129V131L115 129H113V133L111 132V135L109 136V138H106V137H103L102 135H100L99 134V132H97L96 133V130H97V128H99L100 127V125L103 123V121L102 120H104L103 118H100L102 115V113H98V114H100V115H96V121L99 119L100 121V123H101V121H102V123L99 125V127H96V129L94 130V129H86V128H84L83 127V125L82 126H79V125H77V126H79V128H77V130H79L80 129V127H83L82 128V131L84 130L85 132H82L81 131V129H80V132L79 131H77L76 130V132L78 133H81L82 134V136H81V134H76V136L78 135V137H75V140H76V138L78 139V143L77 142H75L74 140L72 141V143H70V144H72L71 145V147L72 148H69L70 146H68V150L67 149H64L63 151H62V155L64 156H67V155H80L81 153V155H88V156H86L87 158H91V159H93L94 157H95V159H98V160H102L101 158H102V156L100 155L101 153H102V155L103 154H105L104 156H106L107 155V152L104 150V149H101L102 151H100L98 154H99V156L101 157V158H99V156H97V153H96V151H94V153H96V154H94V155H91L92 154V152H93V150H97V149H90V148H92L93 147V145H92V147L91 146H89V145H91V144H95V142H93L92 141V139H94L93 137H97L98 138V140L99 141H101L100 142V144L101 145H104L103 143H107L109 140L111 141H109L108 143L109 144H112V142H114L117 146H119V145H121V143L120 144H118L117 142H122V143H124L125 142V144L127 145L128 143H130V144H133L132 143V141H138V139L140 138V140L142 139V142L139 140L138 142H141V143H143V142H146L145 144H143V145H146V144H148L147 146H150L151 145V148H150V151H151V155H152V157H154V153L155 152H157V151H155V152H152L153 151V149H155V146L157 145L158 146V148H159V150H160V148H161V151H159L158 150V152L160 153V155L161 154H163L164 152H165V154H163V155H159V157H157V159L156 158H154V159H151V162H153L152 164H150V166H149V172H148V176H149V178H148V181H149V183L150 184H152L154 187H155V189H156V187L158 188V186L160 187V188H162V189H168L169 190V192L168 193H174L173 192V190L175 189V188H177V186H179V185H177V180H176V182H175V176H174V180H173V174L172 173H174L175 174V171H176V167H177V165H176V159L173 157L174 155H172V152L169 154V152L171 151V145L170 144H172V142L176 139V136L174 135L175 133H176V122L174 123L173 122V120H175V117H176V113L174 112V110H175V104H173L172 102V100H173V95L171 94V95H169V93H172V92H169V91H166V90H164L163 88H164V86H166V84H169L170 82H172L173 80H171L172 79V77H169V79H167L166 77H165V75H161V73H157V72H154L153 71ZM9 70V71H10ZM15 70V71H14ZM29 70H33L32 71V73H31V71H29ZM102 70V71H101ZM148 70V71H149ZM8 71V72H9ZM100 71V72H99ZM161 71V70H160ZM14 72V73H13ZM16 72V73H15ZM30 72V73H29ZM36 72V73H35ZM41 72V73H40ZM108 72V73H107ZM39 73H40V75H39ZM105 73H107V74H105ZM21 74V73H20ZM153 74V75H152ZM158 74V75H157ZM19 75V76H18ZM100 75V76H99ZM104 75V76H103ZM120 75V74H119ZM225 74H223L222 75V78H225V76H224ZM3 76H4V78H3ZM22 76H24L25 78H23ZM43 76V77H42ZM201 76L203 77V75H202V71H201ZM224 76V77H223ZM160 77H163V78H160ZM167 79V80H165V82H164V79L165 78ZM21 78V79H20ZM34 78H35V80H34ZM97 78V79H98ZM120 77H118V79H119ZM158 78V79H157ZM38 79V80H37ZM160 79H162V81L160 80ZM33 80H34V82L36 81V83H33ZM42 80V81H41ZM48 80V79H47ZM169 80V81H168ZM152 81H153V83H152ZM168 83H167V82ZM37 82H40V85H41V87H40V85L39 86H37L38 88L40 87V89H39V91L42 93L45 89H47V91L45 90L42 94L39 92V91H37V87H34V86H36V84H37ZM45 82H46V80H45ZM65 82H67V81H65ZM163 84V82H164V86L163 85H161V83ZM156 83V84H155ZM32 84H34V86H32ZM156 86H155V85ZM158 84H160V85H158ZM60 85V84H59ZM83 85V84H82ZM153 85V86H152ZM8 86H10V87H8ZM85 86H86V84H85ZM161 86V87H160ZM163 86V87H162ZM7 87H8V89L10 88V93H12L11 95L10 94H8V93H6L7 92ZM12 87H13V89H12ZM157 87H160L161 89H159V88H157ZM27 88V92H26V89ZM44 88V89H43ZM120 89H121V85H120V87H119ZM36 89V90H35ZM43 89V90H42ZM48 89H49V91H48ZM111 90H113L112 88H110ZM120 89H118L119 91H118V93H120L121 91H120ZM14 90V91H13ZM17 90V91H16ZM31 92H30V91ZM34 90V95H33V91ZM53 90V91H52ZM55 90V91H54ZM115 90V89H114ZM113 90V91H114ZM121 90H123V86H122V89ZM153 90V91H152ZM160 90V91H159ZM161 90H163L162 91V93L164 92L165 94H167V97L169 98V99H167V97L164 95L163 96V94H161ZM15 91H16V94L15 95H13L14 93H15ZM19 91V92H18ZM20 91H22V92H20ZM28 91H29V94L28 95H26L27 93H28ZM35 91H37V92H39V93H36ZM64 91V92H63ZM4 92V93H3ZM17 92L18 93H21V95L20 94H17ZM26 92V94H24ZM111 92V91H110ZM153 92H155V93H153ZM46 93V94H45ZM48 93L50 94V96L48 95ZM62 93H64V94H62ZM88 93H91L90 91L88 92ZM159 93H160V96H159ZM8 95V97H7V95ZM158 94V95H157ZM6 95V96H5ZM15 96V98L17 99V96L19 95V99L18 100H16L15 98L13 99H11L9 96ZM25 95V96H24ZM36 95V96H35ZM54 95V96H53ZM61 95V96H60ZM0 96H1V94H0ZM20 96H22V100H21V98H20ZM23 96L24 97H29L30 96V98L29 99H27V101H28V106H27V104H26V106H27V108H26V106H24V104H25V98H23ZM31 96H35V97H31ZM48 96V97H47ZM65 96V97H64ZM39 97H41V98H39ZM56 97H58V98H56ZM62 97H64V98H62ZM156 97V98H155ZM160 97H163V98H166V99H161L160 100ZM9 98H10V100H13L14 101V103L13 102H11L10 100H9ZM37 98H39L38 100H37ZM43 98V99H42ZM47 98V99H46ZM5 99V100H4ZM7 99V100H6ZM55 99V100H54ZM58 99V100H57ZM65 101V100H69V99H71L70 100V102L68 101H66L67 103H65V102H63V100ZM158 99V100H157ZM19 100H21L20 102H19ZM44 100V101H43ZM46 100V101H45ZM164 100H167L166 101V104H167V102L169 101V100H171V103L169 104L170 106L172 105L173 107L172 108H174V110H172V112L174 113V115H173V113H171V107L169 106L168 107V104L167 105H165L163 102H165ZM7 101V102H6ZM17 101V102H16ZM27 101H26V103H27ZM33 101V102H32ZM34 101H35V103H34ZM36 101L37 102H39V103H36ZM71 101H72V103L73 104H71ZM152 101H154V102H152ZM155 101H156V103H155ZM162 101V103L164 104V105H162V103L160 104V102ZM19 102V103H18ZM24 102V103H23ZM35 105H33L32 103ZM40 102H41V104H40ZM75 102H77L78 103V105H77V103H75ZM83 102V101H82ZM170 102V101H169ZM10 103H11V106H10ZM20 104L19 105V107H17L16 106V104ZM49 103V104H48ZM57 103V104H56ZM60 103V104H59ZM68 103H70L68 106H67V108H66V106L65 105H67ZM155 103V104H154ZM158 103V104H157ZM4 104V105H3ZM8 104H9V106H8ZM14 104V105H13ZM23 104V105H22ZM39 104V105H38ZM65 104V105H64ZM156 104L157 105H159L160 107H158V106H156ZM44 105V106H43ZM50 105V106H49ZM63 105V107H65V111L63 110L64 108L63 107H61V106ZM85 105V104H84ZM5 106H7V108L9 107H11L10 109L11 110H9V112L7 111V109H5L6 107ZM37 106V107H36ZM39 106V107H38ZM45 106H47V107H45ZM59 106V107H58ZM148 106H149V108H148ZM150 106H151V108L152 109H150ZM162 106V107H161ZM21 107V108H20ZM31 107V108H30ZM61 107V108H60ZM3 108H4V110H3ZM37 108V109H36ZM42 108V109H41ZM44 108V109H43ZM45 108H48L47 110L48 111H46L45 110ZM51 108V109H50ZM63 108V109H62ZM150 110H148V109ZM156 110H155V109ZM162 108V109H161ZM165 108V109H164ZM14 109V110H13ZM19 109V110H18ZM33 109V110H32ZM39 109H41V110H39ZM77 108H75L74 110H73V114H75L76 112H77V110H78ZM17 110V111H16ZM27 110H28V112H27ZM35 110V111H34ZM43 110V111H42ZM51 110H54V111H51ZM56 110V111H55ZM60 110V111H59ZM76 110V112H74ZM154 110V111H153ZM6 114V116H5V114L3 113V112ZM8 112V113H10L9 115H8V113H6V112ZM34 111V112H33ZM44 111H46V112H44ZM53 112V114H51L50 112ZM147 111V112H146ZM152 111V113H150ZM170 111V112H169ZM21 112V113H20ZM31 112V113H30ZM40 112V113H39ZM55 112V113H54ZM149 112V113H148ZM154 112V113H153ZM162 112V113H161ZM11 113H15V116L13 115V114H11ZM26 113V116L27 117H25V115H24V117L26 118V123L24 124V122H25V119H24V117H23V114H25ZM43 113V114H42ZM47 113H49V114H47ZM62 113V114H61ZM68 113V114H69ZM144 113V112H143ZM2 114H4V117H6V118H4L3 117V115ZM19 114V115H18ZM21 114V115H20ZM31 114H32V117H31ZM38 114H40V115H38ZM45 114H47L48 115V117H47V115L46 116H44L45 117V119H44V117L42 118V116L43 115H45ZM149 114H150V116H149ZM164 114V115H163ZM171 114L174 116H172L171 117ZM12 115V118H13V116L16 118V120H17V116H18V118H20L18 121L19 122H21L20 124H19V122L17 123V126H21L22 125V123L24 124V125H26L25 127H24V125H22L23 127L22 128H20V126L18 127L21 131L23 130L24 131V128L26 129L27 128V130L26 131H24L25 133H23V132H21L20 130L18 131L17 129L18 128H16L17 126H15V125H13L12 127L14 128V126H15V128L12 130V127L10 128V124H16L15 123V120H11L12 118H9V117H7V116H11ZM17 115V116H16ZM50 115H52L53 117L55 116V118H53L52 116H50ZM147 115H148V117H147ZM153 115V116H152ZM23 118H21V117ZM35 116V117H34ZM146 116V117H145ZM2 117V118H1ZM37 117L39 118L38 120H41V122L39 121V123H41L42 125H39L38 124V120H36L37 119ZM52 117V118H51ZM62 117V118H61ZM8 118V119H7ZM41 118V119H40ZM48 118V120L46 121V119ZM63 118H65L67 121H69V122H67V121H62V123H61V119H63ZM139 118H145V119H139ZM147 118H149V119H147ZM174 118V119H173ZM7 119V120H6ZM10 119V120H9ZM35 119V120H34ZM53 119V120H52ZM65 119H63V120H65ZM102 119V120H101ZM159 119V120H158ZM173 119V120H172ZM5 120V121H4ZM21 120V121H20ZM24 120V121H23ZM29 122H28V121ZM46 121V122H44V121ZM142 120V121H141ZM148 120H150V121H148ZM172 120V121H171ZM7 121L8 122H10V123H7ZM13 121V122H12ZM30 121L32 122V124L30 123ZM37 121V122H36ZM57 121H56V123H57ZM96 121L94 122V123H96ZM105 121V120H104ZM135 121H138V123L137 122H135ZM154 121V122H153ZM163 121V122H162ZM5 124H4V123ZM27 122H28V125H27ZM35 122H36V124H38V126L37 127H34V126H36L35 125ZM44 122V123H43ZM99 122H97L98 124H99ZM148 122V123H147ZM165 122V123H164ZM241 122H242V119H241ZM55 123V122H54ZM65 125H64V124ZM146 123V124H145ZM158 123H160V125L158 124ZM173 123H174V125H173ZM243 123V124H242ZM241 123V129L240 128H238L239 127V123L236 125V124H233V125H236V126H233L232 127V130H235V131H233L234 133H235V139L233 138V140H231L230 141V149H231V151H235V146L236 145H234L235 144V141H236V139L238 140L239 138H242V137H244V139H242V140H244V142H245V144L241 141V144H242V146L244 145L246 148H244V149H246V151H248L247 149H249L252 145H253V140L251 139V136H250V133H249V131H248V129L246 130V125H244V122H242ZM7 124L9 125L8 127H7ZM34 124V126L32 127V125ZM133 126H132V125ZM145 124V125H144ZM156 124V125H155ZM165 124V125H164ZM4 125H6V126H4ZM31 125V126H30ZM44 125V126H45ZM95 125V124H94ZM130 125V126H129ZM136 125V126H135ZM143 125V126H142ZM163 125V126H162ZM167 125V126H166ZM28 126V127H27ZM76 126V127H77ZM92 126V125H91ZM132 126V127H131ZM158 126V127H157ZM164 127V128H162V127ZM175 126V127H174ZM242 126H243V129H242ZM4 127H5V129H4ZM29 127H30V129H29ZM31 127H32V129H37L38 131H35V132H37L38 134H40V136H38L37 137V133L35 134V132H33V130H31ZM94 127V128H95ZM122 127H124V128H122ZM127 127H129L130 129H128ZM140 127V128H139ZM149 127V128H148ZM155 127V128H154ZM160 127V128H159ZM172 127H174V130L172 129ZM39 128V129H38ZM67 128V129H66ZM127 130H126V129ZM139 128V129H138ZM157 128H159V130H157ZM235 128H237V129H235ZM8 129H11L10 131H8ZM86 129V130H85ZM138 129V130H137ZM146 129V130H145ZM163 131H162V130ZM166 129V130H165ZM167 129H168V132H166L167 131ZM172 129V130H171ZM4 130H6L7 132H9L10 133V138L8 139V134H7V132L5 131L3 134H2V132L4 131ZM31 131V133L32 134H30V133H28V132H30ZM66 130V131H65ZM87 130L89 131L88 133H87ZM91 130H93L92 132H94V134H95V136L93 135V136H91L93 133L91 132ZM148 130V131H147ZM42 131V129L40 130V132ZM133 131V132H132ZM144 132L145 134L147 133V135L150 137H148L149 139H151V140H153V141H149V139H148V141H147V139H146V137H147V135L145 136V137H143V135H141L142 133L141 132ZM147 131V132H146ZM151 131V132H150ZM154 133H153V132ZM155 131H158L159 132V134H157ZM237 131V132H236ZM241 131V132H240ZM12 132H14L13 134H14V137H16V135L18 134V133H20L21 135V137L19 138V137H16L17 139H18V141L20 142L19 143V145L17 144V141L15 140V138H12L11 137V135H12ZM64 132H63V134H64ZM117 132V133H116ZM121 132V134L123 135H121L120 134V136H122V137H120L119 138V133ZM123 132V133H122ZM124 132H126V134H129L128 136H126V134L124 133ZM129 132V133H128ZM136 134H135V133ZM239 132V133H238ZM7 135H6V134ZM17 133V134H16ZM26 133H28V134H26ZM92 133V134H91ZM114 133H115V135H114ZM133 133V134H132ZM140 133V134H139ZM143 133V134H144ZM152 134V136H150L151 134ZM160 133H163L164 135H162V134H160ZM167 133V134H166ZM240 133H241V135H240ZM246 133V134H245ZM248 133V134H247ZM61 134V133H60ZM67 134H69V136L67 135ZM98 136H97V135ZM124 134H125V136H124ZM132 134V135H131ZM139 135L138 137L136 136V135ZM155 134V135H154ZM156 134H157V136H156ZM237 134V135H236ZM27 135H29V136H27ZM66 135H67V137H66ZM113 135V136H112ZM133 135H135L136 137H137V139L136 140H132V136ZM157 138H154V136ZM169 137H168V136ZM174 135V136H173ZM249 135V136H248ZM3 136H5V137H3ZM19 136V135H18ZM63 136H65V137H63ZM80 136V137H79ZM102 136V137H101ZM116 136H117V138H116ZM135 136H133V139H135L136 137ZM162 137V138H160V137ZM173 138H172V137ZM240 136V137H239ZM2 137V138H1ZM23 137H24V139H23ZM70 137V138H69ZM88 139H87V138ZM101 137V138H100ZM171 137V139H172V141H169L170 138ZM246 137H248V138H246ZM3 138H4V141H3ZM7 138V139H6ZM92 138V139H91ZM143 138H145V139H143ZM153 138V139H152ZM175 138V139H174ZM10 139H12V140H10ZM104 139H106L105 140V142L104 141H102V140H104ZM107 139H108V141H107ZM120 139V140H119ZM124 139V140H123ZM132 141H131V140ZM9 140V144L7 143V141ZM14 140H15V143L13 144V142H14ZM24 140H25V143H23L24 142ZM54 140V141H53ZM63 140V141H62ZM90 140V141H89ZM145 140V141H144ZM165 140V142H166V140H168L169 142L167 143H163V141ZM252 140V141H251ZM5 141H6V143H5ZM22 141V142H21ZM51 141H53V142H51ZM80 141V142H79ZM91 141H92V143H91ZM129 141H131V142H129ZM154 141L156 142L155 144H154ZM75 142V143H74ZM84 142V143H83ZM86 142V143H85ZM161 142V143H160ZM247 142V143H246ZM251 142V143H250ZM5 143V144H4ZM53 143V144H52ZM68 143V144H69ZM76 144L75 146L77 147H74V144ZM79 143H83L82 145H80ZM140 143V144H141ZM149 143H150V145H149ZM158 143H160V144H158ZM170 143V144H169ZM250 143V145H247V144H249ZM7 144V145H6ZM10 144H12L13 145V147H11L12 145H10ZM86 144H88V145H86ZM129 144V145H130ZM138 145V143L136 142L135 143V145H131V146H137ZM168 144H169V146H168ZM17 145V146H16ZM21 145V146H20ZM46 145H47V147H46ZM78 145V146H77ZM86 145V146H85ZM115 145V146H116ZM155 145V146H154ZM8 146V147H7ZM80 146V147H79ZM82 146H83V150L85 151V152H83V150H82ZM88 146L90 147V148H88ZM140 146V145H139ZM146 146V147H147ZM157 146H156V148H157ZM160 146V147H159ZM243 146V147H244ZM248 146V147H247ZM11 147V148H10ZM17 147V148H16ZM79 147V148H78ZM85 147H87L90 151L89 152H87V149L85 148ZM94 147H95V145H94ZM102 147V146H101ZM138 147V146H137ZM136 147V148H137ZM154 147V148H153ZM253 148L255 147L254 145L252 146ZM252 147L249 149V150H252V151H254V155L253 154H250V157H252L251 159L249 158V154H245L244 156H242V157H240L239 159L238 158H236L235 159V155H232V154H230V157L228 156V158L227 157H225L224 159H223V161L225 162H223L221 159H208V158H206V157H198V158H196L195 159V165L193 164V166L194 167H187V170L188 169H191V171L192 172H194L193 170L195 169V172L196 171H202V173H205V169H206V166H207V169H209L208 171H209V173H207L208 171H207V169H206V173L205 174H202V173H200V172H198V174L200 173V174H202V175H204L205 176V178L207 179L208 178V176L207 175H211L212 176V180L213 181H215L216 180V182H219V181H221L222 183H223V180H225V182L223 183L224 185H222V183H221V186H217V185H219L220 184V182L219 183H214L213 182V184H212V186H216V187H214V188H216V189H218L217 191H219L220 189L222 190L223 188H227V189H223L222 190V192H223V196L225 195L227 198L229 197H231V200L233 199L234 200V202H236V203H240V205H241V202L243 203V205L244 206H249V204H250V206L249 207H251V209H252V207H253V209L252 210H246L245 209V211H250V212H246L247 214L249 213H251V214H255L254 213V207L256 208V206L257 205H259V204H264V200L262 201V199H264V168H262L263 167V164H262V161L260 160V158H258L257 157V155H256V150L254 149H252ZM76 148V149H75ZM96 148V147H95ZM102 148H104V147H102ZM139 148V147H138ZM148 148V147H147ZM146 148V149H147ZM153 148V149H152ZM157 148V149H158ZM167 148V149H166ZM168 148H170V149H168ZM20 149V150H19ZM73 149V150H72ZM152 149V150H151ZM162 149H163V151H162ZM166 149V151H164ZM76 152H75V151ZM77 150H79V152L77 151ZM81 150V151H80ZM148 150V154L150 153V151H149V148L147 149ZM156 150V149H155ZM168 150H170L169 152H168ZM12 151V152H11ZM69 151V152H68ZM73 151V152H72ZM92 151V152H91ZM97 151H99V150H97ZM43 152H46V151H37V152H32V154L31 155H33L34 157H35V159H34V161L35 162H37L38 160L37 159H39L40 158V156L43 154ZM91 152V154H89ZM106 152V153H105ZM109 152V151H108ZM69 153V154H68ZM79 153V154H78ZM84 153H88V154H84ZM167 153H168V155H167ZM91 155V156H90ZM150 155V154H149ZM148 155V157H151V155L149 156ZM172 155V156H171ZM232 155V156H231ZM247 155V156H246ZM93 156V157H92ZM96 156H97V158H96ZM151 157V158H152ZM255 157V158H254ZM106 158V157H105ZM105 158H103V160L105 159ZM230 158V159H229ZM232 158V159H231ZM204 159H207V161H205ZM227 159H228V161H227ZM197 160V161H196ZM199 160V161H198ZM216 160L219 162H216ZM220 160H221V162H220ZM251 160V161H250ZM255 160V161H254ZM96 161V160H95ZM209 161L211 162V163H209ZM226 161H227V163L229 164H227L226 163ZM35 162H34V165H35ZM197 162V163H196ZM216 163L217 164V166H216V164H214V163ZM224 164H223V163ZM187 163H189V161L187 160ZM209 163V166L211 165V167H209L208 165H206V164H208ZM222 165H225V166H222ZM252 163H255V165L254 164H252ZM162 164V165H161ZM197 164H199V165H197ZM213 164V165H212ZM32 166L31 167V169L29 170V172H35V171H37V169L38 168H36L35 166ZM152 165V166H151ZM158 167H157V166ZM161 165V166H160ZM189 165V164H188ZM197 165V166H196ZM202 165H205V166H202ZM253 167H252V166ZM175 166V167H174ZM215 166V167H214ZM230 166V167H229ZM221 167H223V169L221 168ZM173 168H175V169H173ZM194 168V169H193ZM196 168H200L199 170L198 169H196ZM213 168V169H212ZM217 168V169H216ZM220 168V169H219ZM225 168V169H224ZM226 168H232L231 170H229V169H227V171H226ZM256 168H257V170H256ZM202 169V170H201ZM237 169V170H236ZM240 169H242L243 171H239ZM245 169H246V171H245ZM173 170H175V171H173ZM186 170V171H187ZM204 170V171H203ZM211 170H213V171H211ZM220 170V171H219ZM223 170V171H222ZM252 170V171H251ZM190 171V170H189ZM219 171V172H218ZM228 172L227 174H228V176H227V174L225 173V172ZM230 171V172H229ZM234 173H233V172ZM256 173H255V172ZM259 171V172H258ZM24 172H28V171H24ZM23 172V173H24ZM29 172H28V174H29ZM169 172H171V173H169ZM188 172V171H187ZM216 172H218L217 174H216ZM25 173V174H26ZM220 173L222 174L223 173V175H220ZM225 173V174H224ZM261 173V174H260ZM199 174V175H200ZM234 174V176H232ZM256 174H258V175H256ZM23 175V174H22ZM226 175V176H225ZM231 175V176H230ZM235 175H236V177H235ZM239 176V177H238ZM258 177V179H257V177ZM222 177V178H221ZM26 178V177H25ZM221 178V179H220ZM159 180V181H158ZM208 180V179H207ZM211 180V181H212ZM227 180V181H226ZM248 181V180H250V181H248V182H245V181ZM256 180H258V181H256ZM173 181H174V183H173ZM242 181V182H241ZM253 181V183H251ZM157 182V183H156ZM160 184H159V183ZM226 182H229V184H227V185H225V183ZM236 182H237V184H236ZM240 182H241V184H240ZM175 183H176V185H175ZM241 185H239V184ZM248 183H250V184H248ZM162 184V185H161ZM173 184H174V188H170V187H173ZM254 184V185H253ZM151 185V187H152V189H153V186ZM156 185H158V186H156ZM198 186H200L199 184H197ZM229 185V186H228ZM238 185V186H237ZM252 187H251V186ZM259 185V186H258ZM197 186V187H198ZM203 186V185H202ZM202 186H200V187H198V189H202L201 187ZM210 186V185H209ZM237 186V187H236ZM240 186V189L238 188ZM243 186V189L241 188ZM164 187V188H163ZM205 188H206V186H204ZM221 187H223V188H221ZM234 187H235V189H236V191L235 192H233L234 190ZM251 189H250V188ZM259 187V188H258ZM179 188V187H178ZM207 188L210 190L212 187H208L207 186ZM206 188V189H207ZM245 188V189H244ZM248 190H247V189ZM263 188V189H262ZM216 189L214 190L213 188H212V191H216ZM253 189V190H252ZM262 189V190H261ZM168 190H166V191H168ZM220 190V191H221ZM226 190V191H225ZM237 190H240L239 192L237 191ZM244 190V191H243ZM260 190V191H259ZM171 191V192H170ZM228 191V192H227ZM233 193H232V192ZM246 191V192H245ZM250 191V192H249ZM255 191H257V192H255ZM227 192V193H226ZM229 192H231V193H229ZM238 192V193H237ZM259 192V193H258ZM225 193V194H224ZM230 195H229V194ZM243 193V194H242ZM245 193V194H244ZM233 194H235V195H233ZM236 194H238V196L236 195ZM258 194V195H257ZM245 195V196H244ZM152 196H155V195H153L152 194ZM223 197L224 198V202H229V201H231L230 199L229 200H226L227 198L226 197ZM241 197V199L244 201H242L241 199H239L240 197ZM251 196V197H250ZM253 196V197H252ZM256 196V197H255ZM261 196H262V198H261ZM243 197H244V199H243ZM179 196H176V199L177 200H173V202H175V201H181L180 203H183L184 202V200H181L182 199V197L181 198H179ZM237 198V199H236ZM246 198V199H245ZM249 198H251L250 200H249ZM247 199H248V201H247ZM255 199H257L256 201H255ZM152 200V199H151ZM154 200V199H153ZM232 200V201H233ZM238 200V201H237ZM240 200H241V202H240ZM260 200V201H259ZM203 201V200H202ZM202 201H200V203L202 202ZM246 201L248 202V203H246ZM15 202H16V199L11 203V202H9V204H8V209L10 210H8L7 212H5V213H8V214H10V212H11V219H13V216L12 215H14V217H15V215H16V212H17V208H16V204H15ZM177 202H175V204H177ZM179 202H178V204H179ZM185 202H187V203H183L182 205H185V208L184 209H181L183 212H185L184 210L185 209H188V211H189V213H190V209H192L191 210V213L189 214L188 212L187 213H183L182 211H179V206H182V205H177L179 208H178V211H174V209L176 210L177 209V206H175L174 204H173V206H174V209H172L173 210V212H176V213H181V215H182V213L184 214V215H182L183 216V218L185 217H188V214H189V217H190V215H191V217L190 218H192L191 220H193V218L195 219V220H193V222L192 223H194L195 224V226L193 227L194 228V230H192V232L194 233V231H196V233L197 232H199L200 230H203V231H200L199 232V234H201L202 232H205L206 231V233L207 232H210V229H211V231L212 232H210L212 235H214V236H216L218 233L223 237V239H224V243L225 242H228V241H230V242H233V244H234V242L236 241V240H238V241H236L235 243L236 244H234L233 245V248H231V253H233L234 252V250H235V248L237 247L236 245H237V242H239V239H240V237L238 236V234L239 233H242V234H244V237L242 236L241 237V239H240V244L242 245V247H243V252L245 253V256L243 257V259H244V261H245V264H264V251L262 250L261 251V249H264V248H260V246L261 247H263L264 245V241L261 239V238H259V240H262V241H260L259 243H257L258 245H256V242L257 241H259V240H257L258 238L257 237H254V240H257L256 242L254 241V242H250L251 240L253 241V239H252V237L255 235H253V233H251V231L252 232H254L253 231V229H252V227L251 228H249L251 225H248V227L247 226H245L246 224H248V223H246V221H244L245 223H243L242 224V220L240 221V220H238V218H237V220L235 219L236 217L234 216H232V215H229V214H226V215H223V214H221V213H218L217 211H213L211 208H208V209H205L203 206H202V203H204V202H202L200 205H198L199 207H201V208H203L204 209V211H206L205 212V214H204V212L202 213V211H203V209H202V211H201V208H198V206L196 205V204H193V205H191V203L189 202V201H186L185 200ZM13 204V206H15V207H13L12 206V208L10 207L11 206V204ZM190 203V204H189ZM199 203V202H198ZM206 203V202H205ZM244 203H246V205L244 204ZM256 203H258V204H256ZM15 204V205H14ZM207 204V203H206ZM209 204V203H208ZM207 204V205H208ZM254 204H255V206H254ZM189 205H191V207H189ZM194 205H195V207H194ZM204 205V204H203ZM186 206L188 207V208H186ZM197 206V207H196ZM208 206H213V205H208ZM247 206V207H248ZM10 207V208H9ZM192 207H194V209L196 208H198V210H200V211H198V212H200V213H197V212H195L196 211V209L194 210ZM16 208V209H15ZM183 208V207H182ZM13 209H15V210H13ZM212 210V212H214V213H212V212H210ZM218 210V209H217ZM77 211H79V209L77 210ZM193 211V212H192ZM14 212V214H12ZM195 212V213H194ZM217 214H216V213ZM4 213V216H2V219L0 218V222H1V225H0V227L3 225V223H4V220L7 218V216L5 217V215H8V214H5ZM210 213V214H209ZM187 215V216H186ZM216 219H214L212 216ZM246 215V214H245ZM227 216H229V217H227ZM230 216H232L233 217V219L235 220H231L232 218L230 217ZM249 216H251V215H246V218L248 219L249 218ZM1 217V216H0ZM220 217H222L221 219H219ZM224 217V218H223ZM226 217V218H225ZM229 218H231V219H229ZM246 218H245V220H246ZM213 219V220H212ZM3 220V221H2ZM220 221V222H219ZM228 221V222H227ZM75 222V221H74ZM76 222H79V221H77L76 220ZM75 222V224H78V223H76ZM200 222H202V223H200ZM79 223H82V221L81 222H79ZM84 223V222H83ZM82 223V224H83ZM213 225H212V224ZM230 223H233V224H235V225H237V228L239 227L241 230H245V231H241L240 229H238V231H240V232H237V228H236V226H233V224H230ZM63 224H65V225H68V227H69V225H71V224H68V223H63ZM62 223L61 224H59L57 227H56V233H58L57 231H58V229L60 230V232L58 233V234H60L61 233V230H62V233H64L65 231L66 232H68L69 230V228L67 229L66 228V230H65V225H63ZM198 226H197V225ZM203 224H204V226H206L205 228L203 227V229H198L199 227H201L202 228V226H203ZM239 224V225H238ZM240 224H242V225H244V227H242L241 228V226L242 225H240ZM17 225V224H16ZM63 227H61V226ZM74 225V224H73ZM12 226H14L13 225V223H12ZM236 229V231L233 229V227ZM196 227H197V229H196ZM220 227V228H219ZM247 227V228H246ZM196 229V230H195ZM213 229V230H212ZM216 229H219L218 231H220L221 229H223L224 231H220V232H218L217 233V230ZM232 229V231H231V233L229 234V232H230V230ZM68 230V231H67ZM197 230H199V231H197ZM209 230V231H208ZM216 230V231H215ZM249 230H251V231H249ZM215 231V232H214ZM228 233H227V232ZM16 232V233H15ZM19 232V233H18ZM223 232V233H222ZM224 232H225V234H224ZM235 232H237L238 234H236ZM250 234H249V233ZM21 233V231H19V230H14V234H13V236L12 237H14V239H15V237H16V235L15 234H20ZM216 233V234H215ZM235 233V234H234ZM249 234V235H247V234ZM219 234L216 236V237H219V238H221L220 236H219ZM225 236H224V235ZM228 234L230 235L229 237H227L228 236ZM232 234V235H231ZM253 236H252V235ZM1 235V234H0ZM227 235V236H226ZM238 236L239 238H237L236 236ZM247 235V236H246ZM233 236V237H232ZM240 236H241V234H240ZM245 236L248 238V236H251V240L250 239H246L245 238ZM1 238H0V264H12L14 261H16V259H11V258H13V256L14 255H11V253L9 254V255H11V258H10V256L9 255H7V252H8V248H10V240H8V237L6 236V235H4V234H2L1 236H0ZM5 237V238H4ZM12 237H9V238H12ZM225 237V238H224ZM231 237H232V239H231ZM235 237V238H234ZM237 238V239H236ZM243 238V239H242ZM245 238V239H244ZM256 238V239H255ZM227 239H231V240H227ZM233 240V241H232ZM9 243V244H8ZM238 243V244H239ZM255 243V244H254ZM260 243H263L262 245L260 244ZM3 244V245H2ZM6 244V245H5ZM260 244V245H259ZM8 245V246H7ZM255 245H256V247H257V251H256V247H255ZM236 246V247H235ZM259 246V247H258ZM8 247V248H7ZM79 247V246H78ZM77 247V248H78ZM6 248V249H5ZM3 249H5V250H3ZM254 249H255V251L256 252H258L257 254H259V255H257V254H255L254 255V253H255V251H254ZM258 249H260V250H258ZM7 250V251H6ZM4 251H6V252H4ZM252 251H254V253L252 252ZM248 252V254H246ZM250 252H252V254L250 253ZM13 254H15V253H17V251H15V253L14 252H12ZM235 253V252H234ZM234 253H233V255H234ZM251 255H250V254ZM18 254V255H17ZM17 254H15L17 257H19L18 258V263L20 262V252H18ZM256 255H257V258H255L256 257ZM253 256H254V258H253ZM17 257H15V258H17ZM23 256H21V258H22ZM9 259H11L9 262H11V263H7V261L9 260ZM17 263V262H16ZM14 264H15V262H14Z\"/></svg>",
  "mask_w": 264,
  "mask_h": 264
},
{
  "label": "built area",
  "instance_id": "3",
  "mask_svg": "<svg viewBox=\"0 0 264 264\" xmlns=\"http://www.w3.org/2000/svg\"><path fill=\"white\" fill-rule=\"evenodd\" d=\"M88 4L71 6L67 0L54 2L53 9L60 11L63 17L55 26L46 52L45 77L50 83L53 76L76 84L89 82L103 59L101 34L80 27L92 19V13L86 9Z\"/></svg>",
  "mask_w": 264,
  "mask_h": 264
},
{
  "label": "water",
  "instance_id": "4",
  "mask_svg": "<svg viewBox=\"0 0 264 264\" xmlns=\"http://www.w3.org/2000/svg\"><path fill=\"white\" fill-rule=\"evenodd\" d=\"M95 8L96 9H99L100 8V4L98 3L97 0H91V2L86 5V9L88 12H94L95 11Z\"/></svg>",
  "mask_w": 264,
  "mask_h": 264
}]
</instances>
